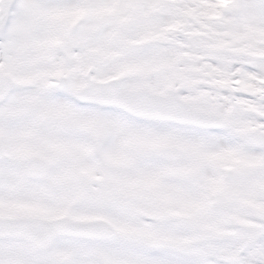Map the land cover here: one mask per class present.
I'll return each instance as SVG.
<instances>
[{"label":"snow or ice","instance_id":"snow-or-ice-1","mask_svg":"<svg viewBox=\"0 0 264 264\" xmlns=\"http://www.w3.org/2000/svg\"><path fill=\"white\" fill-rule=\"evenodd\" d=\"M0 264H264V0H0Z\"/></svg>","mask_w":264,"mask_h":264}]
</instances>
